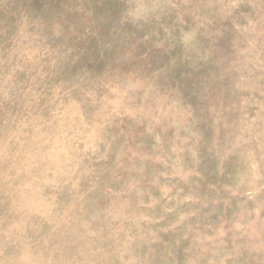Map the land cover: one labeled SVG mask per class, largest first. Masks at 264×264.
<instances>
[{"label":"clouds","instance_id":"obj_1","mask_svg":"<svg viewBox=\"0 0 264 264\" xmlns=\"http://www.w3.org/2000/svg\"><path fill=\"white\" fill-rule=\"evenodd\" d=\"M0 264H264V0H0Z\"/></svg>","mask_w":264,"mask_h":264}]
</instances>
